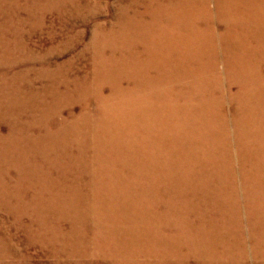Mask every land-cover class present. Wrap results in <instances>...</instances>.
<instances>
[{"label":"rangeland","instance_id":"1","mask_svg":"<svg viewBox=\"0 0 264 264\" xmlns=\"http://www.w3.org/2000/svg\"><path fill=\"white\" fill-rule=\"evenodd\" d=\"M0 264H264V0H0Z\"/></svg>","mask_w":264,"mask_h":264},{"label":"bare ground","instance_id":"2","mask_svg":"<svg viewBox=\"0 0 264 264\" xmlns=\"http://www.w3.org/2000/svg\"><path fill=\"white\" fill-rule=\"evenodd\" d=\"M48 214V213H47Z\"/></svg>","mask_w":264,"mask_h":264}]
</instances>
